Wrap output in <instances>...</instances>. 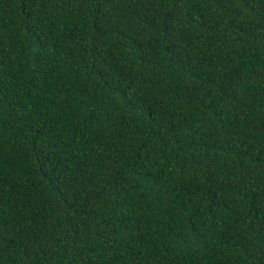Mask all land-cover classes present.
<instances>
[{
  "label": "trees",
  "instance_id": "trees-1",
  "mask_svg": "<svg viewBox=\"0 0 264 264\" xmlns=\"http://www.w3.org/2000/svg\"><path fill=\"white\" fill-rule=\"evenodd\" d=\"M0 264H264V0H0Z\"/></svg>",
  "mask_w": 264,
  "mask_h": 264
}]
</instances>
